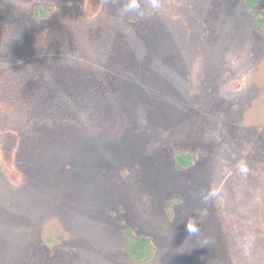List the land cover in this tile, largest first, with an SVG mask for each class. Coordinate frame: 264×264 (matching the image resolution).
Returning a JSON list of instances; mask_svg holds the SVG:
<instances>
[{
	"label": "rangeland",
	"instance_id": "374dc122",
	"mask_svg": "<svg viewBox=\"0 0 264 264\" xmlns=\"http://www.w3.org/2000/svg\"><path fill=\"white\" fill-rule=\"evenodd\" d=\"M122 2L0 0V264H264L253 15L244 0H141L143 17ZM125 225L152 238L150 260L130 259Z\"/></svg>",
	"mask_w": 264,
	"mask_h": 264
},
{
	"label": "trees",
	"instance_id": "16d2710c",
	"mask_svg": "<svg viewBox=\"0 0 264 264\" xmlns=\"http://www.w3.org/2000/svg\"><path fill=\"white\" fill-rule=\"evenodd\" d=\"M247 10L253 15L255 24L261 30L264 38V10L259 7V0H244ZM101 0H85L84 11L93 15L99 5ZM50 7L34 6V14H45L50 11ZM15 135L12 133H5L4 137V155L6 158L10 157L12 152V145L15 143ZM177 164L179 166H184L187 160L185 155H179L177 158ZM124 234L127 237V243L125 245V251L132 261L135 263H143L150 260L155 251V246L153 240L150 236L143 233H136L131 227L125 225Z\"/></svg>",
	"mask_w": 264,
	"mask_h": 264
},
{
	"label": "clouds",
	"instance_id": "9594fccd",
	"mask_svg": "<svg viewBox=\"0 0 264 264\" xmlns=\"http://www.w3.org/2000/svg\"><path fill=\"white\" fill-rule=\"evenodd\" d=\"M148 3L153 12L158 11L161 7L160 0H148ZM121 10L125 15L134 14L139 17H143L145 11L142 7L141 0H123ZM237 170L241 177H247L250 171L245 160H240L237 162ZM186 229L191 236L196 237L200 233L199 225L194 219L191 221L187 220Z\"/></svg>",
	"mask_w": 264,
	"mask_h": 264
}]
</instances>
